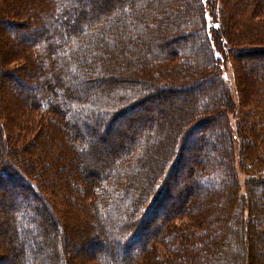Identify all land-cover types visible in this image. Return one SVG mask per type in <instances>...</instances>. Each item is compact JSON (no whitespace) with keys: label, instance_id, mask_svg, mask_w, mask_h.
Listing matches in <instances>:
<instances>
[{"label":"trees","instance_id":"16d2710c","mask_svg":"<svg viewBox=\"0 0 264 264\" xmlns=\"http://www.w3.org/2000/svg\"><path fill=\"white\" fill-rule=\"evenodd\" d=\"M118 1L124 0H0V23L12 25L11 33L22 34L18 45L7 52L12 61L0 65V84L6 80L17 86L25 83L27 90L34 88V92L11 96L18 109L4 115L8 144L0 125V204L8 201L9 209L8 218L0 224L1 264L6 260L11 264H242L241 259L244 264H257L253 250L244 252V241L264 239V231L254 228L264 216L263 205L255 203L259 186L264 189V72L251 73L256 90L254 85H243L245 60L241 58L246 52L264 50V0H184L182 14L176 10L177 0H131L132 5L127 0L117 14L110 8ZM153 2L161 5L151 6ZM163 4L169 6L162 9ZM14 14L25 20L34 18V25L13 19ZM97 15H105L109 24L89 19ZM180 26L187 28V42L172 35L160 38L166 32L180 31ZM101 37L112 42L104 43ZM123 44L128 50L137 44L141 54L136 56L131 50L122 60L114 56V65L107 54L105 66H99L100 75L81 78L85 51L104 56L102 50L109 47L112 51ZM226 63L233 70L239 102L236 135L229 121L235 103L222 80ZM119 65L132 70L131 77L142 85L124 83L114 89L116 81L127 77L112 74L110 69ZM18 70L27 80H18ZM67 79L71 86H63ZM93 79L95 84L88 82ZM43 84L49 87L45 89ZM180 89L197 93L200 100H189L190 105L175 117L169 142L155 132L157 122L152 124V113L161 109L158 104L166 91ZM146 96L154 104L143 103ZM131 99L141 106L135 117L128 118L124 111L131 106ZM0 106L8 108L1 100ZM199 113H208L201 115L210 122L207 131H195L203 121ZM119 122L124 128L113 126ZM11 124H19L21 130L13 132ZM159 124L161 127L162 121ZM213 128L215 136L209 138L208 131ZM106 134L115 138L107 139ZM212 139L214 145L226 144L229 150L225 152L230 154L237 139L242 151L239 166L220 163L214 150L212 156L203 158L201 148L211 145ZM184 142L196 154L191 158V179H186V186L197 179L201 192L214 196L213 203L206 202L209 207L203 210L188 197L184 206L171 209L158 221L141 248L132 251L129 246L140 238L155 203L171 198L167 180L184 157L180 151ZM58 150L73 155L71 167ZM237 171L246 178L244 196ZM15 177L21 184L14 183ZM3 178L7 180L2 183ZM58 179L64 184L57 185ZM18 186L23 193L16 192ZM41 186L49 187L48 192L56 197L64 196L60 210L65 207L68 189L77 192L74 212L89 229L81 232L82 240L90 235L108 239L104 249L109 252L64 261L60 254L66 246L56 249L59 245L51 242L66 241L69 235L62 231L56 213L46 211L41 201L46 197L40 194L41 199L24 204L27 195L35 194ZM148 186H153L149 193ZM243 198L246 201L241 204ZM183 215L189 221L182 224L179 219ZM36 236L41 244L33 240ZM31 242L36 245L29 253L25 244ZM158 244L166 245L172 254L160 255ZM125 248L129 252L120 256L119 250ZM41 249L47 252L43 254Z\"/></svg>","mask_w":264,"mask_h":264},{"label":"rangeland","instance_id":"374dc122","mask_svg":"<svg viewBox=\"0 0 264 264\" xmlns=\"http://www.w3.org/2000/svg\"><path fill=\"white\" fill-rule=\"evenodd\" d=\"M126 1L127 0H124L122 2H119V1L114 2L112 4V7L110 8V10H114L118 14L122 10L121 6H123V4H126ZM183 1L184 0H177V2H176L178 5V7H176V10H179L180 14H182L181 9L183 11V8L185 5V2H183ZM218 3L220 5L219 1H218ZM130 4L132 5L131 0H130ZM131 5H129V6H131ZM160 5H161V2H157V3L153 2L151 6L157 7ZM192 5L196 6L197 4L195 3V1L194 2L192 1ZM239 5H240V7L242 6V4H239ZM168 6L169 5H167V4L166 5L163 4L162 9L167 8ZM89 7H90V5H88V9H89ZM88 9H85V11ZM33 12H34L33 15L37 14L35 10H33ZM86 12H88V11H86ZM161 14L163 15V13H161ZM104 16L105 15H99V16L97 15L96 17L89 18V19L95 20V21H98V20L107 21L106 19H104ZM12 17H13V19H16V20L18 19L19 21L21 19L24 20L23 23L25 22V24H27V25H31V26L34 25V24H32V20L34 18L29 17L30 19L25 20V18H21L17 14L16 15L14 14V16H12ZM256 17H259V15H255V18ZM109 19L111 21L112 18L109 17ZM207 20H209V19L207 18ZM103 23L109 24L108 21L103 22ZM180 28H181L180 31H178V30L174 31L173 34L172 33L169 34V32H166L162 36L160 35V38L164 39L165 37H169L172 35V36H176L175 39H180L183 42H187L188 38H189V36L187 34L188 33L187 28H182L181 26H180ZM13 29H14V27L10 24L0 23V65H3L2 64L3 62L6 64V61L7 62L12 61V60H10L11 57L9 56L8 53H10L12 48H14V47H16V45H18V44H16L17 39L22 40V38H21L22 34H19L18 32L17 33H11L10 32ZM174 30H176V29H174ZM180 33H182V37H179L181 35ZM101 38L106 40L104 37H101ZM103 42L104 43H110L112 41H109L107 38V40L103 41ZM116 44H120V43L117 41ZM129 44H132V43H129ZM109 45H111V44H109ZM137 46H138L137 44L134 46L132 45L131 50L135 51L137 53L136 56H139L141 54V51L139 50L140 46L138 48H137ZM128 49H129L128 46H126L125 44L121 45L120 48H115V50H112V51H110V49L108 47V48H106V50H102V51H106V52H102V53H105L104 56H103V54L96 55L94 53V51H85L84 54H85V57H87L86 58L87 61L82 64L83 71L80 72L79 75H81V78L82 77L83 78H88V77L94 78V75L95 76L100 75L101 71L99 70V66L100 67L105 66V63L107 61V60H105L107 57V54H108V59L111 62L110 65H112L114 62V56L118 57V58H120V60H122L123 57H126L128 55V52L131 51ZM135 52L133 54H135ZM242 57H243V58H241L242 61L245 60L244 61V63H245L244 71L245 72L242 76V83H243V85H248V87H249V85L250 86L254 85L255 86L254 89L256 90L257 88L255 85V82H253L254 77L252 78L251 75L253 74V70L264 72V50L262 49L261 51H257V50L249 51V52H246L245 55H243ZM94 63L97 65L96 68H94ZM126 68H128V67H123V66L119 65V68L114 67V68L110 69V71L114 75H125L126 74V76H127V77H124V78H126V81H123V82L116 81L112 85L114 87V89H118V88L122 87L123 86L122 84H124V83L127 85H142V84H140V82L137 78L131 77V76H134V75H132L133 74L132 70H130L129 68L128 69H126ZM15 73L18 74V75H16L18 80H20V81H25V79L27 80L26 74L25 73L22 74V71L18 70ZM73 73H76V72H73ZM76 76H78V75H76ZM38 79L41 80L42 77H39ZM222 80H223V84H224L225 89L229 93L228 94L229 99L235 103V108L229 112V115H230L229 121L231 123L230 128L232 129L231 130L232 134L236 135L235 134L236 128H238L237 118H238V113H239V108L236 106L239 105L238 104L239 102H237V96L238 95L236 93V83H235V80L233 78V70H232L231 66L229 65V63H226L224 68H223ZM94 81H96V80L93 79V80H90L88 82L91 84H95L96 82H94ZM46 82H49V81L46 80ZM64 84L65 85H63V86H71V85H69L68 79L66 82H64ZM119 84H121V85H119ZM177 84H179V83L177 82ZM44 85L45 84H43V87L45 88ZM182 85H185V84H182ZM28 86L30 87V85H28ZM48 87H46L45 89H47ZM27 89L28 88L25 85V83H21L20 86H17L16 84L8 83L5 80V82L0 84V100L3 102V104H5L8 107V108H2L3 106H0V125H1V132H2L1 134L3 135L4 139L6 140L5 142L7 144L9 143V140L7 139V134H8L9 129L4 124V122H5L4 115H6L7 113L10 114L11 109L13 111H15V113L17 112L18 108H15V106H13L12 101H11V96H18V94H20V92H23V93L24 92H30V91L34 92V88H32L31 90H27ZM206 90H210V89L208 88ZM165 93L166 94L163 95V96H165L164 100L160 101V103L158 102L159 103L158 105H160L159 107H161V109H159V111H157L156 109L153 110L152 124H153V121H156L157 123H156V131L155 132L160 133L162 135V138L164 137V139L166 141L170 142L171 138H172L170 134L174 130L172 125L174 123L173 121L175 120V117L178 116L179 114H181L183 112L184 108L187 107V105H190V102L192 100H194L195 103H197L200 99L197 97L198 96L197 93L190 92L188 90H183V89L177 90V92H172V90H168ZM37 95H39V94H37ZM137 99H139V98L137 97ZM137 99L135 101H132L133 99H131L130 100V102L132 101L130 103L131 106L128 108V110L126 109V111H124V115H128V118H131L132 115L135 117L136 115H134V114L136 113V110L137 111L140 110L138 105L141 106V103L135 104ZM189 100H191V101H189ZM128 102L124 104V105H126V106H124L125 108L128 106L127 105V104H129ZM142 102L143 103L153 102V104H154V100L150 99V98L147 99V96L142 98ZM198 106H199L198 108H200V105H198ZM9 110H10V112H9ZM198 111H201V108H200V110L198 109ZM206 114H208V113H199L198 114V115H200L198 118L203 119V121H202V124H200L199 126H196V128H195L196 132L198 130H203V129H204L203 131H207V129L210 127L209 120L207 121L205 119V116H201V115H206ZM129 116H131V117H129ZM160 121H162V124H163L161 127L159 124ZM113 126H115L116 129L117 128H124V124L122 122H119V124L114 123ZM11 129L13 132L19 131V130H21V126L19 124H11ZM101 129L102 128H99L97 131L101 132ZM203 131L201 133H203ZM112 133H114V136H115V132L113 131ZM214 133H215L214 128L209 130L208 131V134H209L208 137L210 138L211 136L214 135ZM87 134H89V132H87ZM106 135H107L106 136L107 139H114L115 138V137H111V136H113V134H106ZM108 135H110V136H108ZM201 136L202 135H200L198 137V139ZM198 139H197V144H199ZM214 141L215 140H213L211 142V145L210 144L205 145V146H203V148H201L203 151V158L207 157V154L212 156V151L214 150L216 155L219 158L218 160H220V163H224L227 165L232 164V166L235 165L236 167L239 166V159L241 158L240 156L242 154V151H241L240 145H238L239 142H237V139H234V147H233V151L231 152V154H230V152L229 153L225 152V151H227V149L229 150V148L226 146V144L225 145L222 144L221 146L214 145ZM175 143H176V139L173 140L172 144H175ZM163 145H168V144L164 143ZM164 147L161 146L160 149L164 150L165 149ZM183 147H184L183 149H182V147H180V151H182V154L184 155V157H182V159L179 160L180 163L176 167V170L170 174V178L167 180V182H168L167 185L169 186V187H167V191H170L171 198L166 197L163 201H158L157 203H155V208L150 213L151 217L147 221V223L145 224V227L143 228V230L140 233V238L136 242H134L130 245L129 241L131 239L126 240L127 245H130L129 248L132 249V251H135V249L141 248L142 244L146 241L145 240L146 237H148L150 234H152V232L155 230L158 221H160V219L163 218L168 213V211H170L171 209L176 208L178 206L181 207L182 204L184 206L188 200V197H191L192 202L194 200L197 201L196 205L197 206L199 205V207L204 208L203 210H206L209 207V204H206V202L213 203L212 201L214 200L213 199L214 196L212 194H209V193H206V194L202 193L201 188H199V186H198L200 184L198 183L199 181H197V179L191 181V183H189L188 187L186 186V179H191V177H190L191 172L188 173V169H190V166H191V164H190L191 158L194 157L196 154L194 152H192V150L194 148H192V146H190L189 143L184 142ZM5 148L6 147L4 146V149ZM57 153H60V154L63 153V154H65L64 156L67 157V160L69 162L73 161V155L71 153H70L71 155H69L68 152L66 153L64 150L63 151L58 150ZM215 153H214V156H215ZM232 155H234V158H232ZM8 157L9 156H6V158H8ZM12 162L16 163V160L13 159ZM69 164H70L69 167H71L72 162H70ZM238 177H239V181H240V192L244 196L247 192L246 191V185L244 184L246 178L243 179L244 174L239 173V172H238ZM6 180L7 179L3 178L2 183ZM12 180L15 181L14 183H16V184H21L17 177L12 178ZM64 182H65V184H67L66 181H64ZM61 183H63V182H61V180L59 181V179H58L57 185H60ZM20 186L23 188V185H20ZM74 186H72V187H74ZM17 188L19 189L20 187L18 186ZM18 189L16 191L17 193H23L24 192V190H20V189L18 190ZM48 189H49V187L46 188V186L45 187L41 186V187L37 188L35 191V194H32V195L28 194L27 195V203H24V204H28V203L31 204L32 201H35L38 198L41 199L42 196L46 197L45 198L46 200L44 202H43V200H41L42 204H44V206H45L46 211L56 213V215L60 219V220H58V223L59 224L63 223V228H62L63 230L62 231H64V233L66 235L70 236V239L67 240V238L69 237L68 236L66 238V241H64L63 239H60L57 241L55 240V242L54 241L51 242V245H53V246H55L56 244L59 245V247H56V249L57 248L61 249V247L64 249V247L66 246V250L65 251L63 250V253L60 254V257L64 261L66 260L67 262H74L75 259L78 257H80V258L82 257L85 259L87 257L85 255H87V253H89L91 256H95V254H98V253L102 255L103 251L106 253L109 252V250L104 249V245L108 241V239H106V241L105 240L101 241V239H99L97 236L90 235V237L92 236L91 238H88L86 240H82L83 238H81V236H82L81 232L88 231L89 229H87L88 223L81 221L79 218L80 214L76 215V213L74 212V210H76L75 207L76 208L78 207V202H76V200H75L76 199L75 197L77 196V194H76L77 192H75L71 188L68 189L69 193L66 194L67 197H66V199H64L65 207L63 208V210H60V208L62 206L61 199H63L64 196L60 195L59 197H56V196H54L55 194H53V192L49 193ZM150 189L153 190V186L147 187L148 193L151 191ZM71 192L74 195H72ZM25 193H26V191H25ZM148 193H147V195H148ZM40 194L42 196H40ZM255 196L257 198V201H255V203L257 202L258 206L263 205V209H264V189L262 186H259L257 194ZM245 201H246V199L243 198L241 201V204H243V202H245ZM2 202H3V205L0 204V224H2L8 218L7 213L9 210L7 207L8 201H2ZM72 204L74 205V207ZM210 208H212V207L210 206ZM49 218H50V221L52 222L53 221L52 216L51 217L49 216ZM174 218H175V216H174ZM174 221H175V219H174ZM179 221H182V224H183L189 220L186 219V215H183V217H181L179 219ZM179 221L177 220V223ZM257 221H258V223H256L254 225V228H256L258 230V232L264 231V216L261 217L260 219H257ZM89 225H91V224H89ZM254 233H256L255 229H254ZM0 235H1V232H0ZM45 236H48V234H45ZM104 238H106V237H104ZM33 240L38 242L39 244H41V239L39 237L36 236L33 238ZM5 241L6 240H3L2 242L5 243ZM36 242H31L32 243L31 245H28L29 243L25 244V247L30 248L29 253L35 248ZM126 242H125V245H126ZM244 243H245L244 244V247H245L244 252L247 249L249 252H251V250H253V252L255 253L256 263L257 264H264V239H262L260 236V237H257L256 240H254L251 243L247 242V241H244ZM2 246H3V244H2ZM5 246H3V247H5ZM83 246H84L85 250L83 249ZM134 247H137V248H134ZM167 249L168 248L166 245L158 244L156 251H158V253L160 255L165 256V253H167V252L171 253V251H167ZM129 250L126 248L123 250V252H122V250L121 251L119 250V255L124 256L127 252H129ZM66 251H68V253H66ZM41 252L44 254L47 252V250L41 249ZM238 256H240V254ZM90 260L91 259H89L86 262L89 263ZM240 262L242 264H244V261L242 259L240 260ZM3 263L11 264L10 260H6V262L4 261ZM0 264H1V262H0Z\"/></svg>","mask_w":264,"mask_h":264}]
</instances>
